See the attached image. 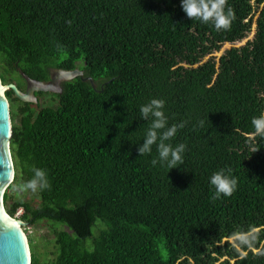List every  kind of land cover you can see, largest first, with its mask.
<instances>
[{
	"label": "trees",
	"instance_id": "16d2710c",
	"mask_svg": "<svg viewBox=\"0 0 264 264\" xmlns=\"http://www.w3.org/2000/svg\"><path fill=\"white\" fill-rule=\"evenodd\" d=\"M224 7L233 19L218 30L180 0H0L4 84L20 86L17 67L42 80L59 61L82 63L96 83L63 82L52 106L6 91L14 181L22 187L33 168L49 180L37 203L10 205L6 192L7 210L70 228L56 232L52 261L29 237L32 264H264V138L251 123L264 113V0ZM254 23L252 39L205 60ZM152 98L165 101L166 127L177 126L166 143L186 146L172 169L156 144L138 152L152 120L139 109ZM221 169L237 178L230 196L210 184Z\"/></svg>",
	"mask_w": 264,
	"mask_h": 264
},
{
	"label": "clouds",
	"instance_id": "9594fccd",
	"mask_svg": "<svg viewBox=\"0 0 264 264\" xmlns=\"http://www.w3.org/2000/svg\"><path fill=\"white\" fill-rule=\"evenodd\" d=\"M181 6L190 18H196L203 22H213L216 29H227L233 19L231 8L225 11V0H180ZM165 101L159 98H152L148 103L140 106V114L145 117H152L151 126L146 131L143 144L138 148L140 155L150 153L152 145H157L159 163L161 166L167 165L170 169L184 163L182 153L185 151V145L179 144L173 147L166 143L172 138L177 126L166 127L168 117L164 112ZM257 135L264 138V113L254 117L251 121ZM180 127H183L181 123ZM163 130V131H158ZM153 165L157 160H152ZM33 176L22 187L25 190L33 192L49 187V180L44 169L33 168ZM210 184L215 187L216 196H230L237 187L238 181L235 176L229 175L221 169L213 173L210 177Z\"/></svg>",
	"mask_w": 264,
	"mask_h": 264
},
{
	"label": "water",
	"instance_id": "95a60500",
	"mask_svg": "<svg viewBox=\"0 0 264 264\" xmlns=\"http://www.w3.org/2000/svg\"><path fill=\"white\" fill-rule=\"evenodd\" d=\"M18 73L25 79L27 87L21 90L16 84L5 85L12 89L15 96L23 102L37 103L36 92L62 93V82L80 77L83 81H90L96 88L91 76H85L80 69H58L53 71L50 80H39L30 77L21 68ZM0 76V264H32V252L28 236L25 232V223L13 217L5 205L4 197L7 188L15 180V162L11 149L13 123L10 101L2 91Z\"/></svg>",
	"mask_w": 264,
	"mask_h": 264
},
{
	"label": "rangeland",
	"instance_id": "374dc122",
	"mask_svg": "<svg viewBox=\"0 0 264 264\" xmlns=\"http://www.w3.org/2000/svg\"><path fill=\"white\" fill-rule=\"evenodd\" d=\"M256 31V24L254 23L253 30L247 35L246 38L237 41L235 43H226L222 46V48L214 52L211 55H208L205 60H207L210 56L216 57V59H219L222 54L226 52V50L232 48L233 46L240 47L244 45L248 40L252 39L254 37ZM12 77L17 82L18 85H21L24 83L23 78H20L18 74H12ZM9 82V81H8ZM4 84V83H3ZM9 83H6L7 85ZM8 89H5V93ZM57 103L56 99L52 94H44L41 98V105L40 106H46V105H55ZM18 112V106L15 104L14 106V113ZM16 123H18V120H16ZM16 170V173H18V170ZM7 193H9L14 199L10 202V205L12 204L13 200H19L23 199L25 201L39 202V196L38 192L31 191V190H25L24 188L20 187L16 184V181H14L6 190ZM24 213V209L20 208L16 214L15 218L23 221L25 223L24 229L25 232L29 237L33 239V246L35 248V251L40 258L42 262L52 261L55 259L57 253H58V245L56 242V232L60 229L67 228L70 230V228L66 224L57 223L53 220L44 218L39 219L35 222H27L21 219L22 214ZM101 219H98L96 224L97 227L93 228V234L97 235L99 229L103 226ZM232 242H234V238L230 239ZM88 243H90L91 238H87Z\"/></svg>",
	"mask_w": 264,
	"mask_h": 264
},
{
	"label": "flooded vegetation",
	"instance_id": "af4514ba",
	"mask_svg": "<svg viewBox=\"0 0 264 264\" xmlns=\"http://www.w3.org/2000/svg\"><path fill=\"white\" fill-rule=\"evenodd\" d=\"M55 65H57V66H50V67H48V75H47L44 79H42V80H50L53 71L58 70V69H69V70L80 69V70H83V71H84V68H83L84 65H83L82 63H80V62H77L76 65L73 66V67H71V68H67V67H65V66H68V65H71V64H70V63L68 64V62H64V63H63V61H59V62H57ZM84 75H85V72H84ZM22 78H23V77H22ZM77 78H80V77H75L74 79H71V80H75V79H77ZM23 80H24V83L21 84V85L19 86V88H20L21 90H25L26 87H27V84H26V81H25L24 78H23ZM64 82H65V81H64ZM61 85H63V82H62ZM62 89H63V88H62ZM48 93L51 94L52 92H44V94H48ZM35 94H36V97H37V99H38V102H37V103L26 102V103H27V104H35V105L40 106V105H41V98H42L43 95H41L40 91H39V92H36ZM53 94H54V93H53ZM55 94H56V93H55Z\"/></svg>",
	"mask_w": 264,
	"mask_h": 264
},
{
	"label": "bare ground",
	"instance_id": "6f19581e",
	"mask_svg": "<svg viewBox=\"0 0 264 264\" xmlns=\"http://www.w3.org/2000/svg\"><path fill=\"white\" fill-rule=\"evenodd\" d=\"M3 86H2V91L4 92L5 91V89H6V87H5V84H2ZM17 219V218H16ZM17 220H19V219H17Z\"/></svg>",
	"mask_w": 264,
	"mask_h": 264
}]
</instances>
